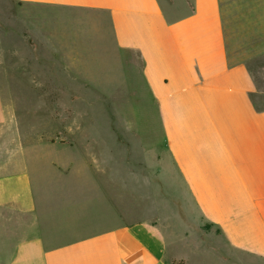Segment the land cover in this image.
<instances>
[{
    "label": "crops",
    "instance_id": "0c3cea01",
    "mask_svg": "<svg viewBox=\"0 0 264 264\" xmlns=\"http://www.w3.org/2000/svg\"><path fill=\"white\" fill-rule=\"evenodd\" d=\"M5 3L42 8L43 33L14 11L0 21V264H264V0ZM74 17L89 25L74 32ZM83 53L89 72L104 57L105 76L118 67L145 91L161 137L138 145L141 131L123 127L87 171L57 160L53 176L46 163L50 180L83 171L103 187V210L90 192L75 207L60 185L55 201L44 176L36 188L6 95L17 79L42 87L30 57L73 67Z\"/></svg>",
    "mask_w": 264,
    "mask_h": 264
},
{
    "label": "rangeland",
    "instance_id": "374dc122",
    "mask_svg": "<svg viewBox=\"0 0 264 264\" xmlns=\"http://www.w3.org/2000/svg\"><path fill=\"white\" fill-rule=\"evenodd\" d=\"M5 1L8 0H0V21L8 14L14 15L12 13L14 11L21 13L25 19L30 20L32 17L36 30L43 33L42 8L16 6L13 9L9 8ZM74 18L70 19V22H73L74 32L75 28L84 29L89 25L86 19L77 22L76 17ZM5 58L7 60L9 57L5 56ZM75 58L78 59L77 65L72 67L68 60L59 61L57 57H43L38 64L34 63L36 55L30 57V65L33 67L39 65L42 68V76L38 78L42 87L29 88L24 86L25 82L17 79L16 87L7 88L6 95L13 94L16 97L18 102L16 115L20 125H23L21 127L24 139L32 142L28 154L31 156L33 183L36 188H39L38 177L44 176L47 182H53L48 183V191L55 201L58 194L56 188L60 185L67 190L69 199H76V205L84 204L90 192L89 194L95 197L90 206L103 210L104 206L99 203L101 200H97L99 193L104 192L103 187L99 186L98 191L97 188L94 189L93 183L84 180L83 171L75 174L70 171L65 176H61L60 180H56V177L50 180L53 177L46 173L48 170L46 163H49V170L53 176L57 173L56 170H65L57 160L61 163H73L79 169L83 167L81 170L87 171L93 159L103 161L105 143L115 146V143L119 142V135L112 136L107 133L113 130L119 134L123 127H133L141 131L138 145L146 144V141L151 140L159 142L161 137L158 136V125L153 120L155 110L150 104L142 103V96L146 99L145 91L144 94L141 93L134 81L127 85L118 67L116 71L105 76L104 57L96 58L100 60H97V71L93 72L88 71L92 62L89 56L83 53L82 56ZM76 60L74 59L75 63ZM13 63L19 66L24 62L17 58ZM38 97L43 98L41 110H36L39 105L34 104L36 100H32ZM24 98H31L29 105L21 103ZM151 128L155 131V136L147 135L150 134L148 129ZM121 138L126 140V137ZM89 145H95V148L89 149ZM131 146L135 148L136 145ZM129 150L135 154L130 147ZM71 182L75 183L74 186L69 185Z\"/></svg>",
    "mask_w": 264,
    "mask_h": 264
}]
</instances>
